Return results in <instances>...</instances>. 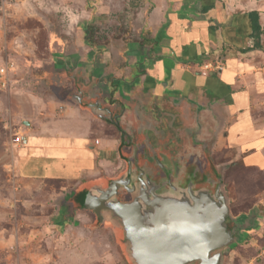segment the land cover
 I'll use <instances>...</instances> for the list:
<instances>
[{"label": "crops", "instance_id": "crops-1", "mask_svg": "<svg viewBox=\"0 0 264 264\" xmlns=\"http://www.w3.org/2000/svg\"><path fill=\"white\" fill-rule=\"evenodd\" d=\"M148 1L151 13L135 30L136 37L129 26L127 35L94 47L86 44L84 28L97 26L96 11L87 9L89 23L81 31L91 53L83 59L77 57L60 75L72 80V89L62 88L67 92L60 102L61 119L56 122L64 129L44 123L42 117L38 124L27 127L18 149L17 168L23 180L74 186L62 215L82 220L87 229L99 221L93 212L83 209L87 193L94 187L105 188L126 172L117 132L70 99L77 85L87 91L103 86L98 94L105 101L113 107H129L142 106L164 94L158 88L167 80L177 121L190 127L197 119L203 123L205 135L215 125V161L217 155L230 153L235 158L227 164L235 161L264 171V0ZM204 8L211 9L204 13ZM254 11L262 27L261 47L256 49L248 17ZM54 43L62 54L64 38L59 36ZM114 56L122 61L113 63ZM217 60L222 70H200L201 65ZM72 120L79 121V131L71 132L68 122Z\"/></svg>", "mask_w": 264, "mask_h": 264}, {"label": "rangeland", "instance_id": "rangeland-1", "mask_svg": "<svg viewBox=\"0 0 264 264\" xmlns=\"http://www.w3.org/2000/svg\"><path fill=\"white\" fill-rule=\"evenodd\" d=\"M143 1L0 0V22L11 49L7 55L16 63L14 78L18 81L11 92H0V264H134L123 228L110 213L105 212L104 219L90 229L84 228L82 220L62 215L74 186L30 182L19 176L20 146L15 139L42 117L51 124L61 119L60 102L67 92L62 88L72 89V80L60 77L61 70L91 53L81 31L89 23L87 9L96 11V39L105 45L127 35L129 26L136 37L135 30L151 13L150 1ZM8 3L13 6L2 9ZM59 36L66 46L62 54L54 43ZM111 61L119 64L122 59L114 56ZM165 89L159 86L158 93ZM57 123L55 127L64 129ZM68 125L71 132L80 130L78 120ZM217 157L219 168H225L222 191L232 225L238 223L233 216L240 213L249 218L239 221L245 237L222 250V264H264V171L235 161L227 164L235 158L230 153ZM118 200L130 202L133 195L122 191Z\"/></svg>", "mask_w": 264, "mask_h": 264}, {"label": "flooded vegetation", "instance_id": "flooded-vegetation-1", "mask_svg": "<svg viewBox=\"0 0 264 264\" xmlns=\"http://www.w3.org/2000/svg\"><path fill=\"white\" fill-rule=\"evenodd\" d=\"M170 84L163 81L164 94L142 106L113 107L98 94L102 93L99 90L103 86L87 91L77 85L69 97L117 132L124 172L131 171L137 179H147L165 189L192 190L194 195L220 205L221 199L226 200L222 191L225 168L216 167L212 153L216 127L211 124L212 131L208 130L205 135L201 121L196 119L190 127L177 121L171 107ZM128 112L133 116L129 117ZM240 215L243 213L233 217ZM226 225L233 242L245 237L241 222L232 225L227 217Z\"/></svg>", "mask_w": 264, "mask_h": 264}, {"label": "water", "instance_id": "water-1", "mask_svg": "<svg viewBox=\"0 0 264 264\" xmlns=\"http://www.w3.org/2000/svg\"><path fill=\"white\" fill-rule=\"evenodd\" d=\"M133 195L121 202V192ZM83 209L100 220L104 213L119 222L134 264H222V250L233 242L227 232L226 200L211 203L192 190L165 189L127 171L105 188L94 187ZM243 217L235 218V222Z\"/></svg>", "mask_w": 264, "mask_h": 264}, {"label": "built area", "instance_id": "built-area-1", "mask_svg": "<svg viewBox=\"0 0 264 264\" xmlns=\"http://www.w3.org/2000/svg\"><path fill=\"white\" fill-rule=\"evenodd\" d=\"M8 7H12L11 3L8 5H3L2 9L8 10ZM2 23L0 22V92L7 93L11 91L14 85L18 81L15 80L16 75V63L15 61L7 55L11 49L7 46L6 36L2 28ZM15 52V51H13ZM223 66L220 60H217L215 63H207L200 66L201 71L210 72L222 70ZM25 136L21 133L15 139V144L17 146H22L24 143Z\"/></svg>", "mask_w": 264, "mask_h": 264}, {"label": "trees", "instance_id": "trees-1", "mask_svg": "<svg viewBox=\"0 0 264 264\" xmlns=\"http://www.w3.org/2000/svg\"><path fill=\"white\" fill-rule=\"evenodd\" d=\"M211 8H204L202 12L206 13L210 10ZM248 17L251 21V27H252V33L250 35V38L253 39L254 41V46L253 48H260V40H261V35H262V27L260 24V18H259V14L258 12L254 11L248 14ZM97 28L93 25H88L87 27L84 28V35H85V41L86 44L89 45L90 47H94L96 45H98V39L96 32H97ZM86 195V192H82L80 194L81 198L84 197ZM80 198V199H81ZM83 204V202H82ZM98 222V220L96 221V223Z\"/></svg>", "mask_w": 264, "mask_h": 264}]
</instances>
